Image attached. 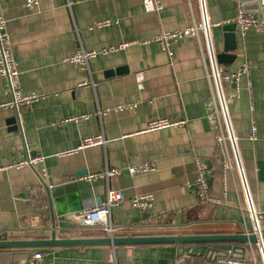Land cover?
<instances>
[{
  "label": "crops",
  "instance_id": "0c3cea01",
  "mask_svg": "<svg viewBox=\"0 0 264 264\" xmlns=\"http://www.w3.org/2000/svg\"><path fill=\"white\" fill-rule=\"evenodd\" d=\"M26 1L0 0V8L21 89L38 98L19 112L3 107L10 96L0 77V167L26 154H40L45 157L46 176L39 178L37 166L0 169V240L49 238L53 220L99 205L108 188L124 196L111 209L115 236L243 233V220L251 225L248 205L256 211L264 206V167L258 165L264 161L263 32L252 28L242 37L235 26L234 58L222 63L233 72L245 62L250 71L251 97L243 76L237 96L226 99L241 171L223 170V157L206 118L210 95L206 69H212V52L223 51V26L234 24L238 0H160L159 12H145L141 0H39L33 8L26 7ZM192 17L214 24L202 36L203 55L191 37L174 42L171 57L151 40L159 32L186 26ZM106 19L113 23L94 26ZM120 44L126 46L98 54L87 69L64 61L79 48L100 50ZM139 71L141 89L135 80ZM225 93L234 95L235 84L225 86ZM119 105L125 109L116 111ZM106 109L104 115L97 114ZM81 115L88 117L62 122ZM155 117L186 123L144 131ZM252 124L255 140L249 138ZM100 133L104 145L78 149L82 138ZM195 157L208 171L212 196H221L226 177L224 204H202L187 190L186 184L196 176ZM142 162L153 164L154 170L86 179ZM31 187L37 188V202L28 199ZM144 193H152L154 199L151 208L142 211L129 200ZM105 236L99 226L56 230L57 238ZM208 247L207 243L62 245L33 248L31 253L40 251L42 264H175L183 255L191 256L192 264H216L218 258L214 260ZM252 251L261 263L256 244ZM249 257L247 245L245 258ZM14 263L23 262L19 256L10 257L7 264Z\"/></svg>",
  "mask_w": 264,
  "mask_h": 264
},
{
  "label": "built area",
  "instance_id": "2783aa9c",
  "mask_svg": "<svg viewBox=\"0 0 264 264\" xmlns=\"http://www.w3.org/2000/svg\"><path fill=\"white\" fill-rule=\"evenodd\" d=\"M39 0H27L26 7L33 8L38 4ZM142 6L145 12H159L163 5L160 0H141ZM235 26L238 29L239 34L244 37L249 29H257L264 33V17H258L253 13L246 12L241 3L237 5V13L233 20ZM113 21L106 19L98 21L94 24L95 27H105L112 24ZM211 24L206 19L196 21L193 17L191 21L184 27L170 30L162 31L154 35L151 40L159 43L162 50H164L171 57V45L186 37L193 38L199 48L201 55H203L202 47V36L208 34ZM126 44H120L118 46H110L107 48H101L100 50H86L84 48H79L71 55L64 58V61L69 64L76 65L82 69H87L91 59L95 58L98 54L106 55L109 53L116 52L124 48ZM212 69L209 71L206 69V77L209 82L210 95L206 102V118L214 130L216 146L219 153L223 157V170H233L237 168L241 171L240 159L238 156L237 149V137L232 131L230 119L228 116V109L226 104V99L230 96H237L239 86L238 82L241 77L246 78V89L251 97V81H250V71L245 62H242L240 66L233 72L227 71L223 64H220L216 60L215 53L212 52ZM0 77L4 79L3 88L4 92L10 96L9 101L3 104V107H11L19 112V110L32 103L38 98L37 94L23 93L20 84L19 70L17 67V62L13 56L10 35L5 30V20L2 16L0 8ZM135 80L137 82L138 88H142L143 74L141 71L135 73ZM230 83L235 84V94L227 95L225 93V86ZM91 85L95 87L96 82H82L80 85L86 86ZM130 108L133 105L129 106ZM116 111H121L125 109V106H116L114 108ZM108 110H98V115H104ZM87 115L74 116L63 120L62 122L68 121H80L86 119ZM186 123L185 119H170L167 117H155L148 120L144 131H156L170 127L182 126ZM251 140L256 139V127L252 124L251 133L249 135ZM106 143L103 134H93L82 138L78 149L88 148L92 146H101ZM45 157L43 155L37 154L31 156L29 154L24 155L19 160H14L0 167V169L9 168H22L25 166L38 167V176L42 180L46 176L45 167ZM195 179L192 182L186 184L187 190L194 192L202 204L205 205H221L224 204V199L227 193L226 187V177L223 176L222 191L221 196L215 197L210 194L209 187V176L208 171L205 169L201 158L195 157ZM154 170L153 164L149 162H142L134 165H129L124 169H107L103 172L97 174H91L86 176V179L94 178H105L109 179L115 175L126 172L129 176H136L140 173H145ZM29 197L31 201H39V194L37 188L31 187L28 189ZM248 198V197H247ZM153 194L144 193L133 196L130 198V203L133 207L139 210H148L153 204ZM124 200V196L120 190L108 188L106 190L105 199L99 205L83 210L81 212H73L64 215V220L71 221L75 225L80 227H90L99 226L106 233L107 236H115L114 233L116 228L113 226L111 221V209ZM249 203V200H248ZM250 215L251 225L247 226L243 220V233L245 234H255L261 236L264 234V211H256L255 209L247 207L246 209ZM250 250V257L237 259V258H218L216 264H264V244L256 243L258 248L262 253V262H257L253 251L252 244H247ZM42 254L40 251H33L31 253L29 264H42Z\"/></svg>",
  "mask_w": 264,
  "mask_h": 264
},
{
  "label": "water",
  "instance_id": "95a60500",
  "mask_svg": "<svg viewBox=\"0 0 264 264\" xmlns=\"http://www.w3.org/2000/svg\"><path fill=\"white\" fill-rule=\"evenodd\" d=\"M244 10L253 14H261L264 17V0H238ZM224 30V48L222 52L216 53L218 63L231 62L234 58L232 50L236 48L235 24H226ZM15 119H11L14 123ZM259 168L264 167V161L258 162ZM210 179V178H209ZM209 182V180H208ZM264 211V206L262 207ZM65 227H75V223L67 220H53L50 237L45 239L24 240H0V264H7L10 257L19 256L22 264H29L31 249L38 247H53L62 245H147V244H179V243H207L208 252H214L215 258H237L245 257L246 246L251 244H264V234H196V235H152V236H105V237H78L57 238L56 230ZM15 249H22L15 252ZM193 258L183 255L175 264H192ZM15 264V263H14Z\"/></svg>",
  "mask_w": 264,
  "mask_h": 264
}]
</instances>
